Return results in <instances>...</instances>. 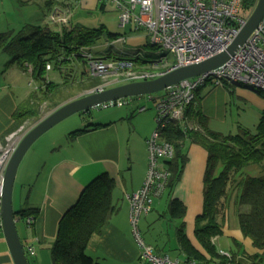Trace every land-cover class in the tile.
<instances>
[{"label": "crops", "instance_id": "0c3cea01", "mask_svg": "<svg viewBox=\"0 0 264 264\" xmlns=\"http://www.w3.org/2000/svg\"><path fill=\"white\" fill-rule=\"evenodd\" d=\"M41 1L44 2L41 6L47 11L46 13L56 3L70 5L74 9L71 0L65 2L64 0H52L51 4H47L50 0ZM75 2L79 4V8L85 9L98 7L101 3L100 0H75ZM70 25L68 28H76L73 22ZM45 26H49L46 19ZM127 30L124 32V36L128 43L138 47L140 43L147 40L144 33L140 35L138 34L140 32H132L130 28ZM137 50H141V48L133 51ZM7 62L5 57L0 60V133L11 124L12 115L18 103L26 100L40 87L39 83L32 80L30 73L24 72L17 65L6 71L2 70ZM70 66L75 68L77 74L82 72V65L79 61H73ZM66 69L69 68L66 67ZM47 79L51 82L63 83V77L57 71H49ZM34 84H36L35 88H33ZM11 89H14V92H11ZM6 90L9 92L3 94ZM16 90L21 92H16ZM199 92L196 110H200L201 115L208 121V128L216 133L225 135V132L230 129V134H232L240 127L248 128L241 125L238 129H234L242 102L252 101L261 113L264 111V99H261L254 91L244 90V87L212 88L207 86ZM88 93L90 92L79 94L75 99ZM89 115L90 112H87L82 116L89 117ZM83 120L77 125L74 123L72 125L74 128H70V125L62 127L60 130L64 133L51 139L48 147L39 145L36 148L33 147L35 149L30 148L18 168L13 192L14 211L19 212L24 208L40 210L38 218L32 225H27L21 219L17 222L18 233L25 249L27 246L36 248V255L28 258L29 264H53L51 246L56 239L62 217L78 202L86 187L103 174H108L116 181L113 191L116 212L104 227L103 232L90 239L87 253L100 264H141L139 248L132 236L129 219L130 204L127 196L138 192L146 178L148 137L144 140L147 167L139 172L138 162L133 163L131 168L129 166L132 154L131 151L127 152L123 147L117 123L102 124L90 122L91 120L85 118ZM95 125L101 126L95 128ZM81 130L86 131L73 135L74 132ZM183 152L187 163L170 200L176 199L185 206L186 235L194 248L206 256L195 237V221L203 212L204 207V176L208 153L201 146L192 142L185 144ZM257 168L258 174L263 172L260 166ZM135 172L136 179L134 178ZM236 194L237 191L234 190L233 200ZM160 200L161 198L158 199L159 202ZM233 200H231L227 211L223 235L215 238L213 242L219 251L235 255L237 259H241L245 255L263 258L264 250L256 248L251 239L242 234L238 212ZM159 202L158 205H160ZM169 203L167 209H169ZM245 210L247 209H243V211ZM178 221L175 243L169 238L168 242L161 240L160 245H148L154 247L155 252L159 255L185 260L177 242V229L181 225V220ZM0 264H15L2 232L0 233Z\"/></svg>", "mask_w": 264, "mask_h": 264}, {"label": "trees", "instance_id": "16d2710c", "mask_svg": "<svg viewBox=\"0 0 264 264\" xmlns=\"http://www.w3.org/2000/svg\"><path fill=\"white\" fill-rule=\"evenodd\" d=\"M50 1L47 4H51L52 0ZM257 2L258 0H244V10L253 11ZM99 6L104 11L106 3L102 2ZM103 35V29L64 27L59 32L48 26L34 25L25 26L17 33L8 31L0 34V52L11 56L5 65V71L17 65L24 72L30 73L34 82L40 84L35 93L18 103L11 124L0 133L2 145L6 146L7 138L27 124L41 121L42 107L47 106L49 111L54 112L73 101L72 99H78H75L77 95L94 91L103 85L104 80L101 77H91L88 74L87 61L80 54L83 48L92 50ZM124 35L109 33L107 38L116 41ZM146 47L150 50L158 48L149 43ZM114 52L116 51L109 53L105 58H125L140 69H146V66H153L160 61L155 55L149 58L120 57ZM94 54L96 55L95 52ZM73 61L80 62L82 72L77 74L75 68L70 66ZM48 65L51 70H47ZM66 67L69 68L68 72ZM52 70L61 74L62 84L48 81V72ZM62 70L66 72L63 73ZM197 110L187 111V117L197 124L198 129L184 131L180 127L170 125L163 134L164 139L175 148V157L168 164L172 173L166 189L169 195L173 194L181 180L187 163L183 152L185 144L192 142L208 153L204 176V207L195 221V237L206 256L196 250L188 239L184 223L185 206L173 199L168 207L170 217L173 220H181L177 229L179 249L186 260L198 264H264V255L263 258L245 255L237 259L235 255L222 254L213 242L215 238L223 235L227 211L233 200V191L236 190L233 202L238 212L242 234L250 238L256 248L264 250V111L254 132L240 127L238 133L224 135L211 131L207 119ZM100 126L95 125V128ZM85 131H76L73 135ZM249 165L260 166L263 176H241L237 179L240 171ZM115 187L116 181L108 174L99 176L86 187L78 202L66 212L59 223L56 239L51 246L53 264H100L87 253V247L90 239L103 232L116 212L113 203ZM39 214L40 210L37 208H24L18 212L24 222L30 217L35 221Z\"/></svg>", "mask_w": 264, "mask_h": 264}, {"label": "built area", "instance_id": "2783aa9c", "mask_svg": "<svg viewBox=\"0 0 264 264\" xmlns=\"http://www.w3.org/2000/svg\"><path fill=\"white\" fill-rule=\"evenodd\" d=\"M112 3L120 14V27L125 31L132 29L144 32L148 42L162 48L174 61L164 70H135L134 63L125 58L106 59L107 55L97 56L88 48L80 50L87 61V72L91 77L105 78L115 71L116 84L104 83L102 91L120 84L143 82L157 79L176 68L204 62L227 49L243 29L252 11L243 14L244 0H100ZM47 14V23L68 27L74 9L70 5L53 6ZM127 41L121 36L113 43ZM114 47V46H113ZM51 70V66H47ZM244 87L251 91L264 92V18L244 45L234 56L206 74L181 81L151 100L156 102L157 127L147 140L148 170L143 186L138 192L127 196L130 204V225L133 239L139 248V259L150 264H198L195 261L172 259L159 255L154 247L148 245L139 229L140 221L153 210L154 201L162 198L171 178L169 162L175 157L173 144L167 142L164 130L170 125L186 130H196L198 126L187 117V111L197 108V93L207 86ZM127 99L102 103L96 108L108 109L123 107ZM145 108L142 109L144 111ZM15 152L14 148H0V209L7 165ZM13 153V154H12ZM20 219V218H18ZM32 217L26 220L32 225ZM0 212V233L2 232ZM29 257L36 255V248L27 246ZM229 256V253L220 251Z\"/></svg>", "mask_w": 264, "mask_h": 264}, {"label": "rangeland", "instance_id": "374dc122", "mask_svg": "<svg viewBox=\"0 0 264 264\" xmlns=\"http://www.w3.org/2000/svg\"><path fill=\"white\" fill-rule=\"evenodd\" d=\"M0 0V34L8 31H13L14 33L19 32L25 26L34 25V26H45V19L47 23V11L41 6L44 4L41 0ZM66 0H64L65 2ZM75 0H71V3L74 7V11H72L71 22L75 27H85L90 29H103L104 35L102 38L94 45L92 51L96 53V55H108L109 53H113L116 51L115 55L120 57H128L135 56L138 58H149L151 55H155L159 62L155 63L153 66L145 67L146 69L154 68V69H167L168 66L172 64L174 58L170 54H166L162 48H157V50H150L147 48L148 41L143 37L144 43H140L138 47L126 42L123 43L117 42L113 43L111 46V39H108V34H124L125 30L120 27V14L117 12L116 7L112 3H106L105 10L102 11L100 6L92 7V8H79V4H76ZM63 5L56 3L53 6ZM249 10H244L243 14L248 13ZM46 14V17H45ZM70 22V23H71ZM47 25H49L47 23ZM71 26V25H70ZM53 31L60 29L61 27L55 25H49ZM68 28V27H67ZM127 30V29H126ZM128 31V30H127ZM136 33V32H135ZM140 32L138 34L141 35ZM137 34V35H138ZM145 34V33H144ZM149 45H151L149 43ZM114 46V47H113ZM141 50L133 51L138 48ZM133 49V50H132ZM147 51V52H146ZM148 55V56H147ZM5 57L8 61L11 59V56L3 51L0 52V60ZM163 62V64L161 63ZM161 63V64H159ZM6 64V63H5ZM1 69V68H0ZM3 68L2 70H4ZM135 70H143L137 68L134 64ZM66 72V71H65ZM68 72V70H67ZM1 73V71H0ZM71 73V72H70ZM80 73V72H79ZM115 71H111L109 75L105 78H102L108 81L110 84H116V75ZM1 79V77H0ZM3 83L4 80L2 79ZM128 84V83H126ZM35 85L33 88H35ZM39 86V85H38ZM244 90L250 91V89L244 88ZM6 90L3 94L8 93ZM11 92H14V89H11ZM16 92H21L16 90ZM164 93L159 92L152 94L151 97L153 99H157L162 96ZM255 93L261 98L264 99L263 91H255ZM24 101V100H23ZM22 102V101H21ZM145 107L144 111L141 109ZM42 118L45 119L49 116L52 111H49L47 106L42 107ZM263 113V112H262ZM261 111L257 109V107L253 104L252 101H247V103L242 102L240 104V112L238 113V117H236V123L234 124V129H238V127L245 126L248 127L252 132L256 130V126L258 125L260 118L262 116ZM84 114V113H83ZM82 113L74 114L64 121L57 124L47 133H45L39 140H37L32 149H35L39 145L42 147H48L49 141L53 138H57L64 132L60 129L65 126H69L70 128H74L72 125L75 123L76 125L80 122L84 121L83 119L91 120L90 122L102 123L106 124L108 122H115L118 125L119 132L121 133V139L123 142L124 149L128 152L131 151L132 159L130 168L133 163H139V172H142L144 168L147 167L148 161V153H147V161H146V152L144 153L145 148V138L147 140L152 136L153 132L157 127L156 123V102L151 100L149 95L134 97L131 99H127V104L123 107H111L108 109H99L92 108L90 110L89 117H84ZM84 117V118H83ZM29 123L25 127L21 128L17 133L12 134L7 138L6 146L0 143V148H14L17 149L20 142L23 138L32 130L38 123ZM74 130V129H72ZM236 134L238 131H233ZM230 134V129L225 132V135ZM35 147V148H33ZM147 150V148H146ZM33 151V150H32ZM14 153V152H13ZM12 153V154H13ZM32 153V152H31ZM30 155V154H29ZM258 165H249L242 169L240 173L236 176L237 179H240L241 176H250V177H260L263 176V172L258 174ZM138 170V169H137ZM136 171V170H135ZM261 171V170H259ZM252 174V175H249ZM134 178L136 179V172L134 174ZM139 179V178H138ZM133 180V178H132ZM131 183V182H130ZM171 195L168 194V191L162 196L160 202L158 200L154 201L153 210L148 216L143 217L139 224V229L142 234L143 239L147 244L160 245V241L164 240V242L171 239L173 243H175V233L176 226L178 225V220H173L170 217L169 209H167V205L170 201ZM159 202L160 205L157 203ZM131 226V225H130ZM232 228V221H231ZM250 239V238H249ZM252 241V240H251ZM253 243V241H252ZM176 256L175 254H173ZM141 264H150L145 262H140Z\"/></svg>", "mask_w": 264, "mask_h": 264}, {"label": "water", "instance_id": "95a60500", "mask_svg": "<svg viewBox=\"0 0 264 264\" xmlns=\"http://www.w3.org/2000/svg\"><path fill=\"white\" fill-rule=\"evenodd\" d=\"M264 18V0H258L250 18L239 35L222 53L201 63L176 68L157 79L133 82L102 91L90 92L76 100L68 102L41 120L23 138L12 155L5 172L1 202L2 233L15 264H29L24 245L20 239L17 222L18 212L13 208V192L18 168L32 145L45 133L60 122L77 113L90 112L92 108L109 101L131 99L163 92L183 80L206 74L225 64L241 48Z\"/></svg>", "mask_w": 264, "mask_h": 264}, {"label": "clouds", "instance_id": "9594fccd", "mask_svg": "<svg viewBox=\"0 0 264 264\" xmlns=\"http://www.w3.org/2000/svg\"><path fill=\"white\" fill-rule=\"evenodd\" d=\"M253 12V11H252ZM114 42V41H113ZM124 85V84H123ZM117 86H120V85H117ZM114 87H116V86H114ZM112 88V87H111ZM166 91V90H165ZM164 91V92H165ZM201 91V90H200ZM92 92V91H91ZM199 93V92H198ZM16 218H20L19 216H17ZM21 219V218H20ZM19 220V219H18ZM26 222V221H25ZM24 249H25V247H24ZM26 252V251H25ZM27 255V254H26ZM28 258H29V256H27ZM29 260V259H28Z\"/></svg>", "mask_w": 264, "mask_h": 264}, {"label": "bare ground", "instance_id": "6f19581e", "mask_svg": "<svg viewBox=\"0 0 264 264\" xmlns=\"http://www.w3.org/2000/svg\"><path fill=\"white\" fill-rule=\"evenodd\" d=\"M125 44H126V43H125ZM125 44H124V45H125Z\"/></svg>", "mask_w": 264, "mask_h": 264}]
</instances>
